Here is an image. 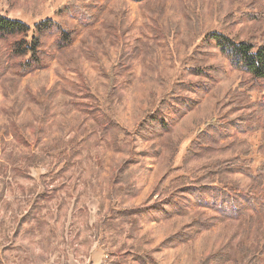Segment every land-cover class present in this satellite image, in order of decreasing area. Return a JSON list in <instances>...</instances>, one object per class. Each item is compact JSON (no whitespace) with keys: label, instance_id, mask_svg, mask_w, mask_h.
Masks as SVG:
<instances>
[{"label":"rangeland","instance_id":"rangeland-1","mask_svg":"<svg viewBox=\"0 0 264 264\" xmlns=\"http://www.w3.org/2000/svg\"><path fill=\"white\" fill-rule=\"evenodd\" d=\"M74 6L100 11L98 22L77 27L76 11L69 10ZM0 14L30 26L52 18L78 32L65 53L73 59L53 60L40 73L9 79L4 87L0 82V264H135L123 257L131 243L125 239L128 231L159 264H217L211 255L227 245L232 253L243 254V224L214 222L201 230L192 224L197 209L191 195L181 193V204L191 209L183 217L167 206L166 191H178V177L199 179L244 149L264 157V133L259 131L248 135L232 130L227 140L207 151L193 145L205 125L238 119L248 112L241 103L251 106L253 98L241 94L246 77L231 69L207 38L217 33L238 42L264 43V1L0 0ZM75 66L94 95L97 113L113 123L104 140H121L119 151L90 134L92 121L86 116H93L84 111L91 101L79 88L84 79L71 71ZM107 76L115 83L110 85ZM58 85L63 89L51 97L57 92L53 90L44 101L49 106L44 123L27 95L45 100ZM77 88L82 96L65 95ZM238 96L240 101L234 100ZM71 99L79 109L69 105ZM13 101L20 104L11 118ZM152 117L165 121L168 132L151 136ZM14 124L24 128L17 139L9 135ZM207 141L202 138L204 145ZM62 148L72 149L70 163L58 158L64 155ZM124 161L129 163L132 194L118 205L106 195L114 168ZM228 182L241 188L248 184L238 174L225 176ZM144 205L154 207L156 214L125 229L101 226L110 209ZM210 216L200 214L202 220ZM255 233L264 243V220ZM249 234L245 252L257 245ZM233 262L226 264L246 259Z\"/></svg>","mask_w":264,"mask_h":264},{"label":"trees","instance_id":"trees-1","mask_svg":"<svg viewBox=\"0 0 264 264\" xmlns=\"http://www.w3.org/2000/svg\"><path fill=\"white\" fill-rule=\"evenodd\" d=\"M135 3H142L146 0H130ZM264 1V0H261ZM67 8H62L59 11L66 12ZM69 10L76 11L77 27L79 26H94L98 20L100 11L94 13H88L86 10L77 6L70 8ZM78 35L76 29H68L60 24L58 21L52 18L42 19L40 22L29 25L22 21L12 20L5 15L0 14V82L4 87L9 79L18 81L19 79L40 73L49 67V64L53 60L66 61L73 59V57L66 56L67 49L71 48L74 39ZM51 40V41H50ZM209 44L221 54L229 64V67L233 70L240 72L246 77L245 84L241 83L243 93H241L248 100L253 98L251 106L245 102L241 103L240 108L243 111L248 110L247 113H243L241 117L235 120H231L227 123H215L210 122L205 125V128L199 132L200 136L193 143L195 149L200 148L201 151H207L213 149L212 146L219 144L222 140H227L231 135V131L235 133L252 134L259 131L264 133V43L254 45L250 42H238L220 34L214 33L213 36L207 38ZM50 42V45H47ZM91 54V53H90ZM64 57V58H63ZM92 58H95L93 56ZM70 63V62H69ZM68 63V65H69ZM78 78H85L81 72L74 67L71 69ZM11 77V78H9ZM15 77V78H13ZM107 82L112 85L115 83L114 77H106ZM114 80V81H113ZM81 82V90L84 95L88 97L89 105H86L89 117L87 116L88 123L91 122L90 134L100 136L102 143H104L109 149L119 151L117 147L118 142L121 140L111 138L110 142L104 140L109 136L107 133L110 129L113 130V123L105 116L98 114L100 109L95 108L93 101V94L91 95L87 90L89 87L85 79ZM64 86L58 85L54 87L52 91L47 93L45 100H41L40 97H31L27 95V102L34 104L42 112L41 120L45 123L46 116L49 112V106L44 104V101L50 100V95H57ZM79 88L72 92H65V95H69L74 98ZM256 88V89H254ZM11 89V88H8ZM259 89V91H257ZM46 94V93H45ZM74 99L69 100V105L78 108V104H74ZM234 100L240 101L239 96ZM20 104V103H19ZM18 103L13 101L11 110L8 112L11 118L15 117L14 110L19 106ZM79 109V108H78ZM98 112V113H97ZM97 113V115H95ZM46 114V115H45ZM159 116V115H155ZM101 121H99V119ZM165 122V121H164ZM163 121H159L158 117L150 118L149 125L155 126L151 130V136L157 133H165L167 126ZM14 128L10 127L9 135L12 138H20V132H24L22 126L14 124ZM210 131V132H208ZM205 137L206 144L202 142V138ZM235 143V142H233ZM196 145V146H195ZM210 145V146H209ZM232 145V144H230ZM264 146V142H263ZM61 149L57 147L56 150ZM64 155L58 158H64L70 163L71 148H62ZM36 159V158H35ZM128 161L117 165L115 175L110 178L111 189L108 192L107 198L110 201H115L118 205L125 199V197L131 196L132 185L129 182ZM125 173V177L123 174ZM241 175L248 180V184L241 188L234 182L224 183V178L227 175ZM185 175V174H184ZM128 178V179H127ZM181 184L178 188H169L167 192V206L171 208L173 214L186 217L190 214L191 209L189 205L181 204V193L191 195V202L197 209L193 215H197L193 219L192 224L194 227L201 230L209 229L214 222L235 223L243 224L245 226V238L243 247V254L232 253L231 246L227 245L221 250L211 255L212 261H217V264H226L234 261L236 263L238 259L246 262L242 264H264V243H260L256 237V231H259L261 222L264 220V157L252 156L250 151L244 149L235 158L222 163L217 168L207 169L205 173L199 179H196L192 175L178 177ZM185 180V181H182ZM148 204V203H146ZM203 212H211L212 216L202 220L200 214ZM155 213L154 207L151 205H144L139 208H127L120 211L110 209L106 219L101 222V226L104 230H110L111 227L125 229L126 226L133 227L136 220H141L149 215L153 217ZM156 214V213H155ZM259 225V226H258ZM252 232L254 239H257V245L254 247L253 252H245V246L247 240H250ZM138 237H135L127 232L125 239L130 241L129 245H126L123 249V257L130 258L135 264H159L155 261L153 253L149 252L144 244L139 243ZM175 237H172V240ZM164 242L161 244L163 246ZM241 245V244H240Z\"/></svg>","mask_w":264,"mask_h":264}]
</instances>
